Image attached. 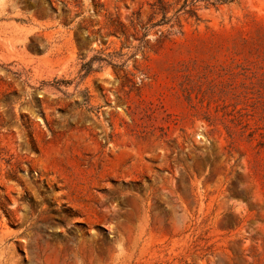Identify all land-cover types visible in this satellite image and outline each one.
Here are the masks:
<instances>
[{"label": "rangeland", "instance_id": "obj_1", "mask_svg": "<svg viewBox=\"0 0 264 264\" xmlns=\"http://www.w3.org/2000/svg\"><path fill=\"white\" fill-rule=\"evenodd\" d=\"M0 264H264V0H0Z\"/></svg>", "mask_w": 264, "mask_h": 264}]
</instances>
